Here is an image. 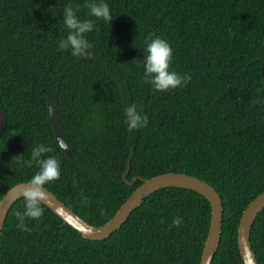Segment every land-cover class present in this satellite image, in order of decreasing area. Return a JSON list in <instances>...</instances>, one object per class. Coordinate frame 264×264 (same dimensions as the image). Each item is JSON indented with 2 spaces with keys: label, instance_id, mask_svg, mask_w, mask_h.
Masks as SVG:
<instances>
[{
  "label": "trees",
  "instance_id": "1",
  "mask_svg": "<svg viewBox=\"0 0 264 264\" xmlns=\"http://www.w3.org/2000/svg\"><path fill=\"white\" fill-rule=\"evenodd\" d=\"M110 24L87 15L85 0H0V200L38 170L29 163L46 144L61 164L44 185L86 223L109 221L142 184L167 173L193 176L219 194L222 234L212 264H243L237 228L264 192V0H105ZM92 19L91 57L58 50L66 38L63 8ZM173 49L171 70L191 75L184 87L157 92L144 82V41ZM135 104L147 126L130 129ZM71 157L54 135L49 107ZM133 152V155H132ZM23 155L20 157H16ZM132 155V156H131ZM130 160L128 176L123 175ZM17 160L24 161L21 167ZM39 220L17 227L24 198L10 209L0 237V264H199L211 207L181 188L152 193L122 227L86 240L43 204ZM181 217L179 227L172 226ZM264 264V209L250 230Z\"/></svg>",
  "mask_w": 264,
  "mask_h": 264
},
{
  "label": "water",
  "instance_id": "2",
  "mask_svg": "<svg viewBox=\"0 0 264 264\" xmlns=\"http://www.w3.org/2000/svg\"><path fill=\"white\" fill-rule=\"evenodd\" d=\"M49 116L54 135L61 150L71 157V152L60 130L56 108L53 105L49 107ZM3 127L4 114L0 106V134L2 133ZM130 160L131 157L127 162V168L123 175L124 180L125 176H128L130 171ZM137 179H139L142 184L125 200L115 215L102 226L95 227L86 223L45 188H43V190L46 194V198L42 204L59 217L63 223L77 231L84 239L103 240L119 230L131 213L139 208L152 193L166 188H181L196 192L205 197L211 207L209 231L199 264H212L214 256L219 248L223 220L222 200L214 188L198 178L177 173L161 174L147 180L135 177L130 183L125 181L128 185L132 186ZM29 184L30 182L17 184L0 200V237L10 209L18 200L24 198L23 193ZM263 209L264 192L254 199L241 215L237 228V246L243 264H258L250 244V230L256 217Z\"/></svg>",
  "mask_w": 264,
  "mask_h": 264
},
{
  "label": "clouds",
  "instance_id": "3",
  "mask_svg": "<svg viewBox=\"0 0 264 264\" xmlns=\"http://www.w3.org/2000/svg\"><path fill=\"white\" fill-rule=\"evenodd\" d=\"M89 17L102 20L108 24L113 20L109 4L105 0H85L84 5ZM70 3L63 8L62 22L67 30L66 38L59 42L58 50L69 51L73 57H91L93 55L92 45L86 39V34L94 31L95 25L92 19H80ZM143 58L138 61L142 67L144 82L151 85L157 92H169L186 86L192 79L191 75L171 70L173 61V49L170 43L159 36L144 41L142 48ZM124 123L130 129H141L147 126L148 117L137 110L135 104L125 109ZM53 149L46 144H37L32 148L29 163H34L38 170L32 177L29 186L23 193L24 211L17 213L19 223L17 227L28 231L25 226V218L39 220L43 215L42 203L46 198L43 190L44 185L54 182L60 178L61 164L59 160L48 155ZM19 155L16 157H20ZM23 167L24 161L17 160ZM183 223L181 217L172 220V226L179 227Z\"/></svg>",
  "mask_w": 264,
  "mask_h": 264
}]
</instances>
